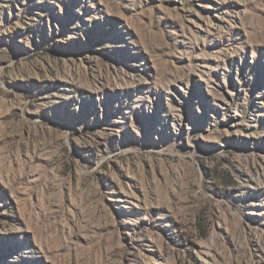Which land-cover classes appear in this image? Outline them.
<instances>
[{
  "label": "rangeland",
  "instance_id": "374dc122",
  "mask_svg": "<svg viewBox=\"0 0 264 264\" xmlns=\"http://www.w3.org/2000/svg\"><path fill=\"white\" fill-rule=\"evenodd\" d=\"M0 264H264V0H0Z\"/></svg>",
  "mask_w": 264,
  "mask_h": 264
}]
</instances>
